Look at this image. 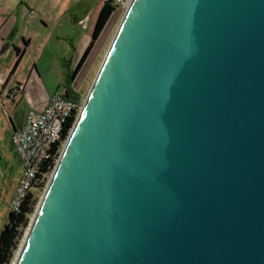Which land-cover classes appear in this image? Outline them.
<instances>
[{
    "label": "water",
    "instance_id": "obj_1",
    "mask_svg": "<svg viewBox=\"0 0 264 264\" xmlns=\"http://www.w3.org/2000/svg\"><path fill=\"white\" fill-rule=\"evenodd\" d=\"M67 138L15 264H264V0H129Z\"/></svg>",
    "mask_w": 264,
    "mask_h": 264
},
{
    "label": "rangeland",
    "instance_id": "obj_2",
    "mask_svg": "<svg viewBox=\"0 0 264 264\" xmlns=\"http://www.w3.org/2000/svg\"><path fill=\"white\" fill-rule=\"evenodd\" d=\"M23 1L24 0H0V2L5 6H12L16 3L22 4ZM50 1L52 2V5H56L57 3H67L66 0ZM103 1L104 0H86L85 10L80 11V25L77 27L68 25V32L63 33L62 39L59 40L57 38L58 36H56V30L49 32V34L46 33L47 37L45 36V32L47 30L40 31V34L37 35L38 37H42V39L40 40V38H36L34 40L33 45L30 48V53L26 52L25 55L28 60L22 61L19 67L20 73L27 76L29 74L28 71L30 69L31 63L35 61V63L38 64V69L42 72V74L44 71V74L42 75L43 77H39V80L35 83V86L32 85L33 100H37L42 96L47 97L49 93L63 94L66 64L69 63L70 67H75L84 49L89 44L96 17L103 5ZM128 2L129 0H113V3L115 4V10L106 23L103 31L95 41L93 48L91 49L88 57L83 63V66L79 70L76 79L74 80L72 87L75 89V92L78 96L77 98L80 99L81 108L96 79V76L107 54L108 48L127 10ZM38 9L41 13L48 10L44 7V5ZM31 13L32 12L29 11L30 16ZM29 28L35 29V32H37V30H41L39 21L37 20V23L31 24ZM76 31L77 33H75ZM43 43H45L44 49L41 48L43 47ZM40 49H42V55L38 56ZM54 63L55 66H53ZM59 65H62V70H64L62 78L59 77L58 72H56ZM33 72L38 77V71L35 68ZM20 99L17 100V104L6 107V110L9 111L11 115V120L15 122L16 125L23 115H26L29 110L35 109L34 106L39 104L41 101L38 100V102H34L32 105L28 100ZM78 114L74 124L77 121ZM73 126L68 134V137L73 129ZM11 134L12 127L9 124L8 117L5 119L0 118V231L7 220L9 213V203L12 199L14 187L23 170L20 157L12 145ZM67 139L68 138H66V140L63 142V147L60 149L55 164L57 163L60 154L63 151ZM55 164L46 176L43 186L38 191H36V199L34 201L32 212L27 217V225L24 228H21L22 233L19 238V243L16 250L14 251L10 264H12V262L16 259L17 250L19 249V246L26 235L31 220L34 217L35 211L39 206V203L45 192V188L53 173Z\"/></svg>",
    "mask_w": 264,
    "mask_h": 264
},
{
    "label": "crops",
    "instance_id": "obj_3",
    "mask_svg": "<svg viewBox=\"0 0 264 264\" xmlns=\"http://www.w3.org/2000/svg\"><path fill=\"white\" fill-rule=\"evenodd\" d=\"M66 1L67 3H57L56 5H52L50 0H24L22 4L16 3L12 6H5L0 2V72L8 74L6 87H12L18 83H25V91L20 100L26 99L32 105L34 102L41 100L39 104L34 106L36 110H41L53 93H49L47 97L42 96L37 100H33L32 85L35 86L39 77H43L42 75L44 74V71L42 74L38 69V64L34 61L31 63L28 71L29 74L25 76L20 73V63L24 60H28L25 55L26 52L30 53V48L32 47L34 40L36 38H40V40L42 39V37L37 36L40 34V31L47 30L45 32V36L47 37L46 33L49 34V32L56 30V36H58L57 38L60 40L62 39L63 33L68 32V25H73L75 27L80 25V11L85 10L86 0ZM43 5L48 10L41 13L38 8ZM29 11L32 12L31 16L29 15ZM37 20L39 21L41 30L35 32V29H30L29 26L37 23ZM75 33H77V31ZM25 40H27V44H25ZM42 46L43 47L41 48L44 49L45 43H43ZM16 48L20 51V58L17 65L14 66L18 58ZM42 49L39 50L38 56L42 55ZM53 66H55V63ZM34 68L38 71V77L33 72ZM62 69V65H59L56 70L61 78L64 73V70ZM2 91L3 87L0 86V118L5 119L8 117L13 132V130L19 129L25 115H23L18 121L17 125L11 120V115L9 111L6 110V107L17 104L18 101L8 100Z\"/></svg>",
    "mask_w": 264,
    "mask_h": 264
},
{
    "label": "built area",
    "instance_id": "obj_4",
    "mask_svg": "<svg viewBox=\"0 0 264 264\" xmlns=\"http://www.w3.org/2000/svg\"><path fill=\"white\" fill-rule=\"evenodd\" d=\"M7 80L8 74L0 72L4 96L11 101L20 99L25 91V83L6 87ZM80 108V99L54 93L41 110H29L19 129L13 131L11 142L20 157L23 170L9 203V211L18 210L29 196L32 202L35 201L36 191L41 188L39 184L45 176L39 174L40 166L50 156L52 145L61 143L62 129ZM63 144L60 146L63 147Z\"/></svg>",
    "mask_w": 264,
    "mask_h": 264
},
{
    "label": "trees",
    "instance_id": "obj_5",
    "mask_svg": "<svg viewBox=\"0 0 264 264\" xmlns=\"http://www.w3.org/2000/svg\"><path fill=\"white\" fill-rule=\"evenodd\" d=\"M115 4L113 0H104L103 5L99 10V13L96 17V21L94 24V28L92 31L91 39L89 44L84 49L83 53L81 54L78 62L75 65L74 72L72 73L75 75L83 66L86 58L88 57L91 49L93 48L95 41L103 31L106 23L108 22L110 16L112 15L113 11L115 10ZM27 44V40L24 41ZM18 53V58L14 66L17 65L20 58V51L16 48ZM79 110L75 111L74 115L71 119L68 120L67 124H65L64 128L62 129V137L63 140L59 144H53L49 157H47L40 166L39 174H45L43 181L39 184L40 187L43 186L44 180L48 173L51 171L52 167L54 166L56 159L60 152V145L66 140L68 134L71 130V127L74 124L76 116ZM15 131V130H13ZM59 149V150H58ZM37 177H40L38 175ZM34 202L30 199V196L22 203L20 208L16 211H9L8 217L6 222L4 223L1 231H0V264H10L14 251L17 248L19 243V238L21 236L22 230L21 228L25 227L28 222V215L32 212Z\"/></svg>",
    "mask_w": 264,
    "mask_h": 264
},
{
    "label": "flooded vegetation",
    "instance_id": "obj_6",
    "mask_svg": "<svg viewBox=\"0 0 264 264\" xmlns=\"http://www.w3.org/2000/svg\"><path fill=\"white\" fill-rule=\"evenodd\" d=\"M70 69H71V81H70V85H69V91L71 93L70 96L74 97V98H77L78 96H77V94L75 92V89L72 86H73L74 80L76 79L79 71L75 75H73L72 73L74 72L75 67H70ZM63 94H65L67 96L65 85H64Z\"/></svg>",
    "mask_w": 264,
    "mask_h": 264
},
{
    "label": "bare ground",
    "instance_id": "obj_7",
    "mask_svg": "<svg viewBox=\"0 0 264 264\" xmlns=\"http://www.w3.org/2000/svg\"><path fill=\"white\" fill-rule=\"evenodd\" d=\"M22 241H24V240H22ZM22 243H23V242H21V244H22ZM21 244H20V246H19V249L17 250V253H16V259L12 262V264H15V262H16L18 256H19V253H20L19 250H20Z\"/></svg>",
    "mask_w": 264,
    "mask_h": 264
}]
</instances>
